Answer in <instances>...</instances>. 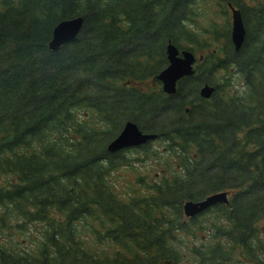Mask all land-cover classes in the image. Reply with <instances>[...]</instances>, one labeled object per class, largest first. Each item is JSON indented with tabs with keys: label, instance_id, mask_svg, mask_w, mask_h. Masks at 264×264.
<instances>
[{
	"label": "trees",
	"instance_id": "trees-1",
	"mask_svg": "<svg viewBox=\"0 0 264 264\" xmlns=\"http://www.w3.org/2000/svg\"><path fill=\"white\" fill-rule=\"evenodd\" d=\"M212 1L222 24L198 39L195 9ZM167 39L201 53L170 94L155 78ZM127 119L156 137L108 151ZM157 151L159 170L118 182ZM220 190L227 203L184 215V199ZM0 264H264V0H0Z\"/></svg>",
	"mask_w": 264,
	"mask_h": 264
},
{
	"label": "water",
	"instance_id": "water-1",
	"mask_svg": "<svg viewBox=\"0 0 264 264\" xmlns=\"http://www.w3.org/2000/svg\"><path fill=\"white\" fill-rule=\"evenodd\" d=\"M230 7L231 26L229 37L234 48H237L243 38V25L238 8ZM83 18L81 15H75L58 20L52 27L50 38L47 45L50 49L58 47L60 44L72 39L79 31ZM165 57L167 63L156 73L155 77L160 81L161 89L166 93H173L176 88L177 80L193 72L192 62L194 55L188 49H178L177 46L167 39L165 43ZM213 87L207 83L199 88L201 96H209ZM153 132L142 131L134 121L126 120L118 133L111 138L107 144L108 151H114L128 145H136L155 137ZM215 202H227L226 192L215 191L206 194L200 199H185L181 203L183 213L186 216L202 210L206 206Z\"/></svg>",
	"mask_w": 264,
	"mask_h": 264
},
{
	"label": "rangeland",
	"instance_id": "rangeland-1",
	"mask_svg": "<svg viewBox=\"0 0 264 264\" xmlns=\"http://www.w3.org/2000/svg\"><path fill=\"white\" fill-rule=\"evenodd\" d=\"M200 7H201V4L198 5L195 9L197 11L196 14H198L197 15L198 20L197 21L194 20L192 22L194 25H192L191 27H193L196 30V32L198 33V36H199L198 39L199 38L204 39L205 35H203V31H202L201 27L208 26L209 23H210L211 27H214V25H216V24L218 27H220V25L222 24V21H223V15H220V8L215 4L214 1L206 4L205 6H203L201 8ZM197 9H199V10H197ZM225 16H228L229 21H230V15H229L228 10H227V15L225 14ZM183 45H185V44H183ZM216 47H219V43L210 42V45L208 47H205L202 50L206 51L209 49H214ZM215 74H217L218 80H220L221 82H222V80H224V77L228 76V74L226 72H224V70L218 71ZM233 77H236V76H233ZM214 78L216 79V75L212 76V79H214ZM241 86L242 85L240 84V82L237 80V78H235V79H233V81H230L229 86L225 85L224 88H226L225 90L230 88L232 91L234 90L236 92L237 90L241 89ZM166 120H167V118H165V121ZM155 146L160 148L161 143L159 141H155V142H153V145H151V147H155ZM123 152L129 158H134L136 156H142V152H140L138 154L137 151H134L132 149H128V150H125ZM156 155H155V157L147 156L141 160H130L128 165H121V166H132V168L121 167L118 170V172L116 173V175L118 176V182L128 181V180L133 179L134 176H136L135 175L136 172L138 174L151 175L152 172L159 170L160 164L163 161L162 157H164V153L157 151ZM169 167H171V166H169ZM157 172L161 173L160 171H157Z\"/></svg>",
	"mask_w": 264,
	"mask_h": 264
},
{
	"label": "flooded vegetation",
	"instance_id": "flooded-vegetation-1",
	"mask_svg": "<svg viewBox=\"0 0 264 264\" xmlns=\"http://www.w3.org/2000/svg\"><path fill=\"white\" fill-rule=\"evenodd\" d=\"M212 91H213V90H212ZM211 93H212V92H210V94H211ZM210 94H209V96H210ZM199 95H200V94H199ZM209 96H206V97L202 96V98L208 99ZM200 97H201V96H200ZM185 109H187V107H186Z\"/></svg>",
	"mask_w": 264,
	"mask_h": 264
}]
</instances>
